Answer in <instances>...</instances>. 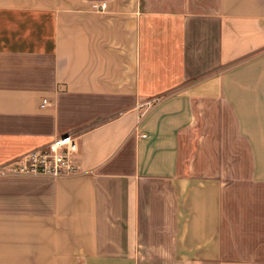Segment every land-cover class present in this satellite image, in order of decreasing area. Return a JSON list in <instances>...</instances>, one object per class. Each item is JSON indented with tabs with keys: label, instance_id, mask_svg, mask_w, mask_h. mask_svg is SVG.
I'll return each instance as SVG.
<instances>
[{
	"label": "crops",
	"instance_id": "1",
	"mask_svg": "<svg viewBox=\"0 0 264 264\" xmlns=\"http://www.w3.org/2000/svg\"><path fill=\"white\" fill-rule=\"evenodd\" d=\"M151 1L0 0V166L78 146L0 175V264H264V0Z\"/></svg>",
	"mask_w": 264,
	"mask_h": 264
},
{
	"label": "built area",
	"instance_id": "2",
	"mask_svg": "<svg viewBox=\"0 0 264 264\" xmlns=\"http://www.w3.org/2000/svg\"><path fill=\"white\" fill-rule=\"evenodd\" d=\"M98 7L102 9L104 3ZM158 100V97L146 99L137 107L143 108V114ZM77 149V143L71 134L56 136L45 145L27 151L14 160L1 165L0 175L28 173L61 177L76 174L78 172L75 163Z\"/></svg>",
	"mask_w": 264,
	"mask_h": 264
},
{
	"label": "rangeland",
	"instance_id": "3",
	"mask_svg": "<svg viewBox=\"0 0 264 264\" xmlns=\"http://www.w3.org/2000/svg\"><path fill=\"white\" fill-rule=\"evenodd\" d=\"M216 2L217 0H153L149 6L156 9L206 11L211 9Z\"/></svg>",
	"mask_w": 264,
	"mask_h": 264
}]
</instances>
